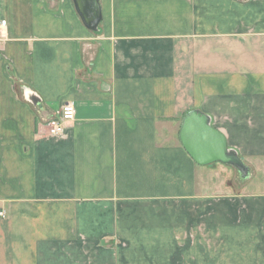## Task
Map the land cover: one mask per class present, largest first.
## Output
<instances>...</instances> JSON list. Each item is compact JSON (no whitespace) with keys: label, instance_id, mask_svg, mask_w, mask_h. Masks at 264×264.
<instances>
[{"label":"crops","instance_id":"1","mask_svg":"<svg viewBox=\"0 0 264 264\" xmlns=\"http://www.w3.org/2000/svg\"><path fill=\"white\" fill-rule=\"evenodd\" d=\"M100 4L0 0V264H264L260 178L180 140L199 109L264 173V0Z\"/></svg>","mask_w":264,"mask_h":264},{"label":"water","instance_id":"2","mask_svg":"<svg viewBox=\"0 0 264 264\" xmlns=\"http://www.w3.org/2000/svg\"><path fill=\"white\" fill-rule=\"evenodd\" d=\"M73 4L84 26L98 31L103 18L100 0H73ZM180 140L198 164L221 162L234 167L242 178L250 177V166L235 148L228 145L225 135L213 126L209 114L199 109L190 110L183 119Z\"/></svg>","mask_w":264,"mask_h":264},{"label":"built area","instance_id":"3","mask_svg":"<svg viewBox=\"0 0 264 264\" xmlns=\"http://www.w3.org/2000/svg\"><path fill=\"white\" fill-rule=\"evenodd\" d=\"M1 25H6V20L1 21ZM77 107L74 101H68L63 104L58 115L47 121L48 132L51 135L64 133L66 124L76 118ZM0 216H5L4 211H0Z\"/></svg>","mask_w":264,"mask_h":264},{"label":"rangeland","instance_id":"4","mask_svg":"<svg viewBox=\"0 0 264 264\" xmlns=\"http://www.w3.org/2000/svg\"><path fill=\"white\" fill-rule=\"evenodd\" d=\"M250 168H251V166H250ZM226 176L228 177V175H226ZM258 177L260 178V182H261L260 187H261L262 184H264V183H262V180L264 178L263 172L260 175H258V171L256 170V168L254 166H252L250 177L247 179H244V178H242L240 173L233 167L230 182L233 184L234 187L240 185L241 186L240 188H243V189H244V187L245 188L248 187V190H250V189L256 190L257 189L256 188L257 187L256 179ZM235 189H237V188H235ZM260 190H261V188H260Z\"/></svg>","mask_w":264,"mask_h":264}]
</instances>
